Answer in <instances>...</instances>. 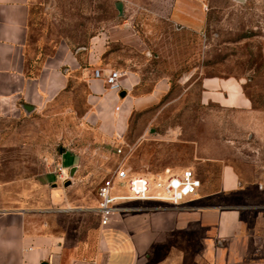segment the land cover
<instances>
[{
    "label": "rangeland",
    "instance_id": "obj_1",
    "mask_svg": "<svg viewBox=\"0 0 264 264\" xmlns=\"http://www.w3.org/2000/svg\"><path fill=\"white\" fill-rule=\"evenodd\" d=\"M117 1L31 0L26 47L30 64L61 47L75 56L81 69L69 71L65 88L36 109L26 104L13 115L0 116V205L26 203L34 210H55L54 215L69 208L67 225L78 229L73 235L81 241L77 258L86 261H93L98 228L93 209L97 186L119 164L148 177L166 167L172 174L189 168L197 176L203 159V169L214 174L216 166L211 169L209 164L215 159L231 162L246 174L255 168L263 172L264 166V0H208L210 23L199 33L147 17L151 10L142 2L152 0H132L127 18L144 49L129 45L125 52L120 51L125 46L113 43L101 57L114 69L128 66L142 80L147 77L130 94L150 96L152 102L135 104L128 114L116 93L82 71L91 38L120 24ZM160 76H167L168 83L155 86ZM202 78L239 80L238 97L248 99L246 106H224L228 102L220 94L217 102L216 85L206 101ZM65 151L63 165L75 161L70 153L75 154L78 174L70 176L69 171L67 186L56 175L54 185L43 182V175L55 174L58 156ZM52 187L66 193V205L48 204ZM152 206L130 202L129 211L114 216L124 218ZM89 236L92 242L83 243ZM159 251L160 256L153 254L142 264H173L158 260L168 255L167 248Z\"/></svg>",
    "mask_w": 264,
    "mask_h": 264
},
{
    "label": "crops",
    "instance_id": "obj_2",
    "mask_svg": "<svg viewBox=\"0 0 264 264\" xmlns=\"http://www.w3.org/2000/svg\"><path fill=\"white\" fill-rule=\"evenodd\" d=\"M131 1L120 0V24L104 28L102 33L91 38L86 48V66L82 68L84 74L87 70L90 74L95 67L115 68L101 61L113 43L125 46L120 48L125 52L129 45L142 44L137 30L127 18ZM142 3L145 4L143 8L151 10L147 17L180 27L187 33L203 32L210 23L208 0H152L151 3ZM142 3L137 2L138 5ZM31 8V0H0V116L13 115L26 104L30 110L36 109L65 88L69 71L81 69L75 56L61 47L52 55L36 58L34 66L30 64L26 47ZM137 48L144 49L141 45ZM121 67V89L108 91L116 93L118 100L126 105L128 114L134 106L152 102V97L130 94V90L146 82L147 77L142 80L136 70ZM168 79L160 76L153 84L166 85ZM239 82L219 78L214 82L213 79L202 78V98L209 100L210 90L216 85L217 102L220 94L222 100L228 102L224 106L242 109L248 99L238 97ZM121 91H124L123 96H120ZM229 91L230 96L227 94ZM124 126L122 123L121 128ZM182 142L185 144L187 141ZM195 151L204 149L196 148ZM66 153L69 152H62L56 163L68 171L74 169L73 175L76 176L79 172L78 158L70 153L75 161L63 165ZM204 160L200 163L202 169L195 167L200 169L197 171L199 188L176 205L142 202L153 206L124 218L113 215L105 225H100L95 213L98 220V228L93 235L92 260L95 264H142L153 254L160 256L161 248H167L168 255L158 260L164 259L166 263L264 264V166L263 172L255 168L246 174L240 173L231 162L215 159L209 164L211 169L213 164L216 166L214 174L212 170L203 169L207 164ZM42 179L54 185L56 177L50 172ZM46 198L51 206H64L69 200L66 193L57 187H52ZM68 209H58V214L54 215L55 210H34L26 203L0 205V264H72L80 260L77 256L81 241L73 235L78 229L67 225L71 215L65 214ZM91 238L89 236L82 241L87 244L92 242Z\"/></svg>",
    "mask_w": 264,
    "mask_h": 264
},
{
    "label": "built area",
    "instance_id": "obj_3",
    "mask_svg": "<svg viewBox=\"0 0 264 264\" xmlns=\"http://www.w3.org/2000/svg\"><path fill=\"white\" fill-rule=\"evenodd\" d=\"M122 76L123 72L113 68L95 67L91 71L93 79L100 80L107 90L115 92L121 89ZM116 151L121 153L122 147L117 148ZM54 172L61 182L69 178L68 169L60 165L56 166ZM199 186V178L189 168L183 169L178 174H172L165 169L148 177L126 170L121 163L97 186L96 206L93 209L99 217L100 225H105L114 214L129 211L130 202L157 201L176 205L193 195ZM259 187L262 188V185ZM72 264H95V262L76 260Z\"/></svg>",
    "mask_w": 264,
    "mask_h": 264
},
{
    "label": "water",
    "instance_id": "obj_4",
    "mask_svg": "<svg viewBox=\"0 0 264 264\" xmlns=\"http://www.w3.org/2000/svg\"><path fill=\"white\" fill-rule=\"evenodd\" d=\"M115 7H116V9L118 10V12L121 14V13H122V4H121L120 1H117V2L115 3ZM123 95H124V91H121V92H120V96H123ZM73 173H74V169H71V170H70V176H72ZM69 183H70V181L67 180V181L64 183V185L67 186Z\"/></svg>",
    "mask_w": 264,
    "mask_h": 264
}]
</instances>
